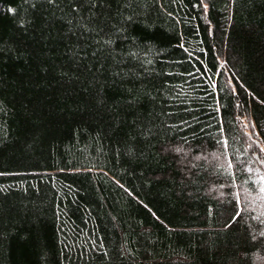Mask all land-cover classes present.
Returning a JSON list of instances; mask_svg holds the SVG:
<instances>
[{"label": "trees", "instance_id": "16d2710c", "mask_svg": "<svg viewBox=\"0 0 264 264\" xmlns=\"http://www.w3.org/2000/svg\"><path fill=\"white\" fill-rule=\"evenodd\" d=\"M0 264H264V0H0Z\"/></svg>", "mask_w": 264, "mask_h": 264}]
</instances>
